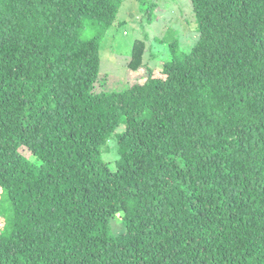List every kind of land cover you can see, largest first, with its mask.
Returning <instances> with one entry per match:
<instances>
[{
	"label": "trees",
	"instance_id": "obj_1",
	"mask_svg": "<svg viewBox=\"0 0 264 264\" xmlns=\"http://www.w3.org/2000/svg\"><path fill=\"white\" fill-rule=\"evenodd\" d=\"M190 2L188 53L95 93L123 0H0V264H264V0Z\"/></svg>",
	"mask_w": 264,
	"mask_h": 264
},
{
	"label": "rangeland",
	"instance_id": "obj_2",
	"mask_svg": "<svg viewBox=\"0 0 264 264\" xmlns=\"http://www.w3.org/2000/svg\"><path fill=\"white\" fill-rule=\"evenodd\" d=\"M155 21L148 23L138 10L137 0H123L115 23L108 30L100 45V73L93 91L95 93L119 91L124 81L146 80V69L134 72L130 68L135 45L142 48V63L159 68L170 59L168 41L175 40L181 52L188 53L199 39L190 0H157ZM107 160L117 157L116 147L109 143ZM116 234L120 233L118 220L112 221Z\"/></svg>",
	"mask_w": 264,
	"mask_h": 264
}]
</instances>
